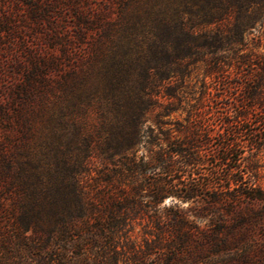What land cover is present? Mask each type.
<instances>
[{
    "label": "trees",
    "instance_id": "16d2710c",
    "mask_svg": "<svg viewBox=\"0 0 264 264\" xmlns=\"http://www.w3.org/2000/svg\"><path fill=\"white\" fill-rule=\"evenodd\" d=\"M114 2L116 22L106 18ZM103 3L78 12L76 35L84 42L96 26L101 34L80 96L97 124L76 129L80 144L69 145L48 178L18 177L8 211L22 240H1L3 264H181L174 240L264 225V51L244 44L258 20L264 29V0ZM60 38L68 56L70 42ZM199 62L204 78L185 122L164 120L183 107L179 88Z\"/></svg>",
    "mask_w": 264,
    "mask_h": 264
},
{
    "label": "rangeland",
    "instance_id": "374dc122",
    "mask_svg": "<svg viewBox=\"0 0 264 264\" xmlns=\"http://www.w3.org/2000/svg\"><path fill=\"white\" fill-rule=\"evenodd\" d=\"M17 1L0 0V264L4 257L1 240H22L8 211L14 206L18 177L37 174L48 178L68 156L69 145L74 149L80 144L76 129L92 130L98 121L97 111L85 109L80 96L81 80L100 51L101 34L96 26L87 30L84 42L76 35L78 12L90 6L104 7L103 0H32L33 6ZM45 6L52 9L49 15L39 11V16H32V7ZM7 14L10 16L5 17ZM119 17L120 6L114 2L106 18L116 22ZM259 24L260 20L244 37L246 51H264L256 39L262 37L264 42ZM61 36L70 42L68 56L63 53ZM111 40L104 38L102 48L108 50ZM137 42L147 47L142 38ZM204 68L203 62L189 67L179 88L183 107L164 120L185 122L191 109L188 103L195 104L200 95ZM261 183L264 185V178ZM171 203L165 201L166 206ZM233 215L227 214V218ZM187 217L200 227L208 225L207 220L196 218L194 211ZM25 234L31 236L26 240L33 239L32 229ZM133 237L143 239L142 225H136ZM201 237L195 232L190 240H174L181 264H264L263 224L229 226L218 231L213 240Z\"/></svg>",
    "mask_w": 264,
    "mask_h": 264
}]
</instances>
